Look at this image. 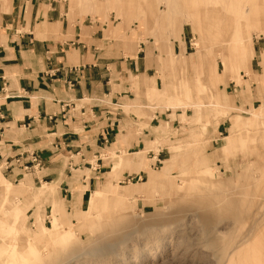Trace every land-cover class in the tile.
<instances>
[{
	"label": "rangeland",
	"instance_id": "obj_1",
	"mask_svg": "<svg viewBox=\"0 0 264 264\" xmlns=\"http://www.w3.org/2000/svg\"><path fill=\"white\" fill-rule=\"evenodd\" d=\"M49 2L123 55L140 51L150 76L131 77L123 131L96 157L0 163V264H264V0ZM203 214L218 249L202 241Z\"/></svg>",
	"mask_w": 264,
	"mask_h": 264
},
{
	"label": "crops",
	"instance_id": "obj_2",
	"mask_svg": "<svg viewBox=\"0 0 264 264\" xmlns=\"http://www.w3.org/2000/svg\"><path fill=\"white\" fill-rule=\"evenodd\" d=\"M55 11L49 0H0V163L9 164L10 172L33 156L43 163L39 171L58 152L69 165L75 156L96 157L104 142L116 143L123 131L131 77L150 76L140 51L123 55L100 33L71 26ZM0 183L10 193L11 183L1 173ZM14 211L22 213L15 205L5 214Z\"/></svg>",
	"mask_w": 264,
	"mask_h": 264
},
{
	"label": "bare ground",
	"instance_id": "obj_3",
	"mask_svg": "<svg viewBox=\"0 0 264 264\" xmlns=\"http://www.w3.org/2000/svg\"><path fill=\"white\" fill-rule=\"evenodd\" d=\"M262 10H263V8H262ZM257 11V12H256ZM257 13V15L255 16V17H261V16H263V14L262 13H260L258 10H257V7L255 6V5H253V6H251V8H250V10H249V16L251 15V14H253V16L255 15ZM239 53V52H238ZM239 55V54H238ZM214 73V72H213ZM215 76V75H214ZM215 80V79H214ZM254 184V183H253ZM253 193V192H252ZM232 194V193H231ZM254 194V193H253ZM230 196V195H229ZM195 197V196H194ZM228 197V196H227ZM199 198L197 197V200H198ZM200 201V200H199ZM201 202V201H200ZM220 203V202H219ZM198 205H199V203H198ZM187 206V205H186ZM194 206H196V204L194 205ZM194 206H193V209H194ZM202 206V205H201ZM205 206V205H204ZM206 206H208L209 207V209H211V207H213L214 206V204H209V205H206ZM185 207V206H184ZM187 208V207H186ZM185 208V209H186ZM202 209L200 206L198 207V209ZM184 209V208H183ZM182 209V210H183ZM189 209H192V206L189 208ZM204 209V208H203ZM202 209V210H203ZM207 210V209H206ZM228 210V209H227ZM198 211V210H197ZM206 212V211H205ZM228 212V211H227ZM199 213V212H198ZM216 214H217V211H216ZM235 214V213H234ZM233 214V216H236V215H234ZM165 216V215H164ZM163 216V217H164ZM238 216H239V214H238ZM171 217V216H170ZM213 218H215V217H213ZM161 219V218H160ZM168 219V218H167ZM174 219V218H173ZM198 219L201 221V223L202 222H206L207 221V217H206V215H200V216H198ZM221 220V219H220ZM115 221V220H114ZM131 221H133V220H131ZM171 221V220H170ZM119 222V221H118ZM130 221L128 220V221H126L125 223H129ZM163 222V221H162ZM213 222V221H212ZM215 223V222H214ZM120 225V224H119ZM157 225V224H156ZM215 225V224H214ZM135 226V225H134ZM55 227V226H54ZM111 227H114V226H111ZM116 227V226H115ZM210 227H211V225L210 224H208V221H207V224H205V226L203 227V235H202V241L207 245V246H210V247H212V248H215V249H218V241H217V238H215L216 236H214V235H212V233H213V230H212V233H211V229H210ZM147 228H149V226H148V224H144V223H141V224H139L138 225V227L136 228V231H138L139 233L140 232H143V231H145ZM214 228H216V227H214ZM213 228V229H214ZM250 228H252V227H250ZM56 229V228H55ZM111 229V228H110ZM249 229V228H248ZM55 231V230H54ZM216 231V230H215ZM133 232H134V230H133ZM247 232V231H246ZM245 232V233H246ZM148 233V232H147ZM215 233V232H214ZM60 234V233H59ZM244 234V233H243ZM105 235H107V234H105ZM242 235V234H241ZM246 235V234H245ZM219 237H220V235H219ZM245 237V236H244ZM248 236H246V238H247ZM250 237V236H249ZM103 238V237H102ZM237 238H239V237H237ZM101 240V239H100ZM99 240V241H100ZM241 240V239H240ZM239 241V240H238ZM238 241H236L235 240V243L236 242H238ZM97 242V241H96ZM95 242V243H96ZM240 242V241H239ZM238 242V243H239ZM94 244V243H93ZM241 244V243H240ZM89 245V244H88ZM95 245V244H94ZM233 245H234V243H233ZM74 246V245H73ZM78 246V245H77ZM76 246V248H78ZM237 246H238V244H237ZM72 247V246H71ZM85 247V246H84ZM236 247V246H235ZM73 248V247H72ZM71 248V249H72ZM75 248V249H76ZM231 248V247H230ZM82 250V249H81ZM75 251V250H74ZM213 251H214V249H213ZM228 251H230V250H228ZM72 252V251H71ZM79 252V251H78ZM93 252L94 253H96V254H98V255H102V254H106L107 253V249L106 248H104V246L103 247H97L95 250H93ZM67 253V252H66ZM74 253V252H73ZM228 253V252H227ZM70 254V253H69ZM217 255V254H216ZM215 255V256H216ZM224 257V256H223ZM217 258V257H216ZM223 259V258H222Z\"/></svg>",
	"mask_w": 264,
	"mask_h": 264
},
{
	"label": "built area",
	"instance_id": "obj_4",
	"mask_svg": "<svg viewBox=\"0 0 264 264\" xmlns=\"http://www.w3.org/2000/svg\"><path fill=\"white\" fill-rule=\"evenodd\" d=\"M32 162H35L36 163V165H38L39 164V161H38V158L37 157H35V156H33L32 157V160H31Z\"/></svg>",
	"mask_w": 264,
	"mask_h": 264
}]
</instances>
